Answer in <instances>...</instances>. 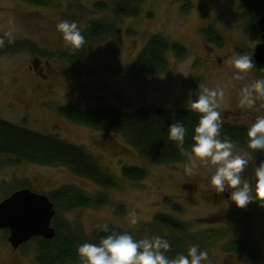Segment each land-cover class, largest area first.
Here are the masks:
<instances>
[{
	"label": "rangeland",
	"instance_id": "obj_1",
	"mask_svg": "<svg viewBox=\"0 0 264 264\" xmlns=\"http://www.w3.org/2000/svg\"><path fill=\"white\" fill-rule=\"evenodd\" d=\"M97 2L58 0L37 7L25 0H0V38L5 41L0 46V119L82 148L118 186L108 190L66 167L17 164L2 156L0 203L22 189L45 196L64 188L79 189L95 199L108 194L106 205L75 207L69 212L55 207L56 215L87 237L97 230V224L108 223L136 239L159 235L170 243L185 244L186 236L156 225L157 217L169 216L187 226L189 237L205 242L202 250L209 253L205 264H264V209L248 225H240L254 203L238 209L227 199L215 200L209 183L214 166L204 165L188 176L186 160L154 164L142 158L122 135L76 124L60 114L67 106L125 113L145 107L188 110L200 85L219 86L225 89L219 109L223 123L249 128L257 116L264 115V97L254 108L242 109L239 89L264 79V70L253 68L244 79L236 80L228 59L252 53L260 44L251 31L253 16L241 9V0H146L138 18L117 21L111 11H96ZM186 4L189 14L183 12ZM61 19L77 22L82 32L93 21L117 22L120 32L105 40H86L74 50L56 29ZM209 28L223 39L222 47L205 42L201 31ZM156 35L184 46L189 54L180 59L170 52L166 72L138 84L133 66ZM238 150L249 151L241 146ZM254 164L259 165L255 158L246 169L249 177ZM124 167L144 169L147 177L139 182L127 180L122 175ZM132 210L141 218L137 225L128 219ZM7 231L0 230V264H38L37 243L32 240L15 251ZM233 241L249 242L261 255L255 259L237 256L229 249Z\"/></svg>",
	"mask_w": 264,
	"mask_h": 264
},
{
	"label": "trees",
	"instance_id": "obj_2",
	"mask_svg": "<svg viewBox=\"0 0 264 264\" xmlns=\"http://www.w3.org/2000/svg\"><path fill=\"white\" fill-rule=\"evenodd\" d=\"M25 1L37 7H48L58 0ZM145 1L99 0L95 8L96 11L103 13L111 11L117 21L124 18L135 19L141 15ZM241 9L253 16L254 23L251 31L260 40L262 32L259 21L264 17V0H241ZM189 11L190 7L186 4L183 12L189 14ZM118 32H120V28L117 22L112 25L93 21L83 31V35L87 41L92 42L105 40ZM201 35L207 44L222 47L223 39L212 28L202 30ZM170 52L180 59L186 58L189 54L184 46L178 43H170L162 36H153L133 66L134 80L138 84H144L152 76L165 73L168 67L167 55ZM254 68L260 69V71L264 70V67H259L257 64ZM60 114L76 124L91 127L103 133L122 135L142 158L161 165L177 164L186 160V157L176 147L175 142L168 139V126L176 120L185 124L188 129L185 148L190 149L193 130L199 121V116L191 111L172 107H145L125 113L113 109L87 110L67 106L60 109ZM247 130L246 127L223 123L222 137H230L237 142L238 146L248 149ZM252 154L258 163L264 161V153ZM2 156L15 159L17 164L28 162L46 167H66L76 176L94 182L108 190L118 186L116 180L105 173L93 157L82 148L0 119V157ZM122 175L127 180L139 182L147 177V171L141 168L124 167ZM48 197L56 208L65 210V212H69L75 207L106 205L110 200L108 194L95 199L88 197L79 189L70 188L49 194ZM176 206L174 207L178 208ZM263 209L254 203L251 212L247 218L240 221V225H248L253 216ZM156 225L162 229L186 236L184 239L188 240V244L186 242L183 245L173 240L171 250L167 252L170 258L180 253L186 254L191 245H198L201 250L204 247L205 242L202 239L189 237L187 226L172 217H157ZM52 226L56 231L53 240L33 239L38 247V264H82L77 253L79 245L88 242L99 243L100 238L106 235L97 229L90 237H87L82 232L75 230L70 222L61 218L58 212L52 221ZM110 227L123 232L114 226ZM229 249L240 257L255 259L261 255L260 249L246 241H233Z\"/></svg>",
	"mask_w": 264,
	"mask_h": 264
},
{
	"label": "clouds",
	"instance_id": "obj_3",
	"mask_svg": "<svg viewBox=\"0 0 264 264\" xmlns=\"http://www.w3.org/2000/svg\"><path fill=\"white\" fill-rule=\"evenodd\" d=\"M56 29L72 49L85 45L86 38L77 22L61 19ZM7 36L11 37L12 33H7ZM4 43V39L0 38V46ZM228 63L236 72V80L244 79L256 67L254 57L247 53L229 57ZM224 97L223 87L200 85L196 98L187 104L188 110L199 116L190 149L185 148L188 129L180 120L168 126V139L175 142L180 153L186 157V175L197 174L204 165L214 166L209 183L217 194L228 191V201L238 209H245L252 203L264 207V161L258 166L254 164L251 177L246 175V169L254 158L252 153H264V115L257 116L247 130L250 152L240 151L236 141L222 137L223 118L219 109ZM261 97H264V79H257L239 89V107L252 109ZM128 219L132 225L139 224L141 220L135 210L128 213ZM95 227L106 235L100 238L99 243L79 245L77 253L82 264H205L209 259L208 251L201 250L198 245H191L186 254L170 258L167 252L172 245L162 236L136 239L128 232L111 228L108 223Z\"/></svg>",
	"mask_w": 264,
	"mask_h": 264
},
{
	"label": "water",
	"instance_id": "obj_4",
	"mask_svg": "<svg viewBox=\"0 0 264 264\" xmlns=\"http://www.w3.org/2000/svg\"><path fill=\"white\" fill-rule=\"evenodd\" d=\"M262 43L254 51V60L264 67V17L259 21ZM56 216L54 203L48 196L29 189L18 190L0 203V230H8V242L17 251L33 239L51 241L56 236L52 221Z\"/></svg>",
	"mask_w": 264,
	"mask_h": 264
},
{
	"label": "flooded vegetation",
	"instance_id": "obj_5",
	"mask_svg": "<svg viewBox=\"0 0 264 264\" xmlns=\"http://www.w3.org/2000/svg\"><path fill=\"white\" fill-rule=\"evenodd\" d=\"M262 43V35H261V37H260V44ZM256 49V48H255ZM255 51V50H254ZM241 52H243V51H241ZM244 53V52H243ZM247 54H250V55H252L253 57H254V52H252V53H247ZM220 62H222L221 60L219 61V63ZM254 63H256V61L254 60ZM32 69H34V68H32ZM258 71H260V69H257ZM214 197H215V200H217V201H225V199H227V200H229V197H230V193L228 192V191H225L223 194H217V193H215L214 194Z\"/></svg>",
	"mask_w": 264,
	"mask_h": 264
}]
</instances>
